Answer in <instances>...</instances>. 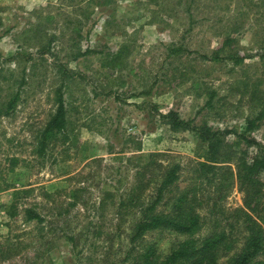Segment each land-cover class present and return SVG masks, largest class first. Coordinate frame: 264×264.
<instances>
[{
    "label": "rangeland",
    "instance_id": "rangeland-1",
    "mask_svg": "<svg viewBox=\"0 0 264 264\" xmlns=\"http://www.w3.org/2000/svg\"><path fill=\"white\" fill-rule=\"evenodd\" d=\"M216 50L221 59L202 57ZM63 81L68 138L39 156ZM170 110L233 130L229 147L252 159L257 146L238 134L264 143V0H0V264H134L147 244L165 255L185 239L153 231L131 241L168 168L179 167L175 191L215 189L197 171L206 144L171 129ZM203 204L196 236L240 235L236 180ZM26 208L43 220L27 221Z\"/></svg>",
    "mask_w": 264,
    "mask_h": 264
},
{
    "label": "trees",
    "instance_id": "trees-1",
    "mask_svg": "<svg viewBox=\"0 0 264 264\" xmlns=\"http://www.w3.org/2000/svg\"><path fill=\"white\" fill-rule=\"evenodd\" d=\"M205 59L219 60L218 50L211 56L202 55ZM236 63L239 56L231 57ZM66 81L55 90L56 109L39 135L36 153L44 156L49 147L59 138H68V107L66 105ZM18 98V96H16ZM14 101V100H13ZM163 120L173 130H191L206 144L204 161L197 165L202 183L215 184L209 195L202 193L198 196L199 188L196 184L180 191L177 188L178 165H174L163 172L162 178L155 186V192L144 203L137 222L134 224L131 241L143 239L153 231H171L183 236L169 253L161 255L155 243L147 244L146 248L137 254L134 264H264V202L262 173L264 172V143L256 138L246 136L242 131L238 138L249 145L257 146V153L248 159L238 155L229 147L227 136L235 133L233 130L214 129L207 124L197 125L193 120L180 116L178 111L170 110L162 115ZM262 115L247 120L246 130H251ZM143 157V156H142ZM13 164L18 161L14 158ZM236 164V172L232 167L219 165L224 163ZM144 169L150 167L147 158L142 162ZM139 175L143 174L141 170ZM236 178V179H235ZM235 180L244 192L243 207L236 210V218L240 235L235 238L233 232L226 230L213 231L204 237L196 236L202 226V215L199 209L205 207L204 201H215L225 198ZM141 183H143L141 181ZM142 199L137 193L130 196L131 205H139ZM126 204V200L121 202ZM27 221H42V216L33 208L25 209Z\"/></svg>",
    "mask_w": 264,
    "mask_h": 264
}]
</instances>
